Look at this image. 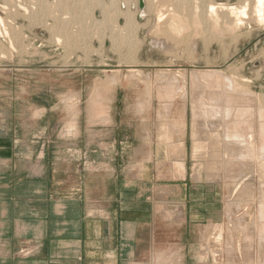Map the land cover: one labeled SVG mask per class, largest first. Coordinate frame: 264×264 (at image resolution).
Segmentation results:
<instances>
[{
  "label": "rangeland",
  "instance_id": "1",
  "mask_svg": "<svg viewBox=\"0 0 264 264\" xmlns=\"http://www.w3.org/2000/svg\"><path fill=\"white\" fill-rule=\"evenodd\" d=\"M213 2L245 1L145 0L142 12L139 0H0V112L14 125L70 135L81 114L85 122L96 115V122L107 123L118 99V110L135 117L132 124L141 125L157 152L158 177L193 184L196 202L210 212L188 223L185 204L168 201L165 193L158 209L174 236L195 227L196 235H184L195 237L207 264H264V24L250 10L241 29L229 33L226 11L220 21L210 20ZM206 70L220 71L231 84L225 85L252 100L257 140L249 153L229 145L221 120L198 114L201 84L214 80ZM178 254L172 247L165 257L183 264Z\"/></svg>",
  "mask_w": 264,
  "mask_h": 264
},
{
  "label": "crops",
  "instance_id": "2",
  "mask_svg": "<svg viewBox=\"0 0 264 264\" xmlns=\"http://www.w3.org/2000/svg\"><path fill=\"white\" fill-rule=\"evenodd\" d=\"M117 102L107 123L79 115L74 135L0 112V264H158L172 247L183 264H207L184 235L197 229L174 236L158 209L167 193L192 224L206 204L193 184L158 177L157 152Z\"/></svg>",
  "mask_w": 264,
  "mask_h": 264
},
{
  "label": "bare ground",
  "instance_id": "3",
  "mask_svg": "<svg viewBox=\"0 0 264 264\" xmlns=\"http://www.w3.org/2000/svg\"><path fill=\"white\" fill-rule=\"evenodd\" d=\"M205 1H207V0H205ZM244 1L245 2H244L243 5H233V4L223 3V2H213V3H210L209 6H208V14L210 16L209 17L210 20H212L214 23L216 22V20L214 21V19H217V20L220 21V19H219L220 18V13L219 12L226 11L230 15V18L232 17V20L230 19L231 21L229 23L226 22V25L228 26V28H227L228 29V32L229 33H235L239 29H241V27L245 23L244 22L245 18L249 16L250 10H251L253 18L259 24H264V0H251V2H253L251 4L252 5L251 8H250L251 5L247 2L248 0H244ZM143 11H144V9H142V12ZM165 17H166V15H164V13H163V14L160 15V17H159L158 20L159 21H162ZM171 19H173V18H171ZM175 20H176V18H175ZM219 21H217V23ZM208 24H209V22H208ZM198 25H199V23H198ZM218 26H219V24H218ZM223 26L226 29L227 26L225 27V24ZM215 28H217V27H215ZM219 28H220V26H219ZM191 33H194V32H191ZM194 46L195 47L197 46V42L194 43ZM197 49H198V47H197ZM202 73L204 75H208L211 78H214V80H212L210 82H204L203 84H201V88L203 89L205 98H201L200 99V106H199V112H198V114L199 115L209 116L213 120H217V121L221 120L222 123H223V125L221 127H223V129H224V136H226L224 138H226V140L229 141L228 142L229 145L230 146H232V145H235L236 146V143H237L238 145H242L243 148H245L248 151V153H249L250 150L253 147H255L254 146V144L256 143L255 140H257V139H254V124L255 123H254V118H253V114H252V110H251V106L253 105V104H251L252 100L247 97V94H246L247 92L245 93V91H243V90H240L238 92L235 89H232L231 87L229 88V86L231 84L229 85V83L227 84V82H225V80L227 79V76H222L220 71H218V70H206V71H203ZM193 75H195V73H193ZM194 78H197V77H194ZM231 79H233V78H231ZM193 83L195 84L196 82L193 81ZM233 83H234V81H233ZM225 84H227L229 86H227ZM237 85H239V84L237 83ZM237 85H235V88H237L236 87ZM164 92H165L164 94L166 95V97L168 98V100H171L174 97L173 96L174 90L172 88L167 87ZM236 92H238V93H236ZM185 97H183V98L185 99ZM260 100L261 101H264V97L261 98ZM172 101H173V99H172ZM185 102H186V100L184 101V103L182 105L184 112H186L185 111L186 110V103ZM168 107L169 106H166V108H167L166 110H168ZM262 113H260V114H262ZM261 116L264 117V114L261 115ZM259 118H261V117H259ZM261 120H262V118H261ZM212 125L214 126V125H216V123L213 122ZM260 127L262 128V129H260V131H261L260 133L262 134V136H261V138H262V148L264 149V122L260 124ZM261 138H259V139H261ZM230 139L235 140V141L233 142ZM263 153H264V150H263ZM231 157H236V155L235 154H231ZM234 159L236 160V158H234ZM242 159H241V161H242ZM230 160H232V159H230ZM260 160H262V159H260ZM237 162H240V161H237ZM252 162H253V159H252ZM250 163H251V161H250ZM260 216H261V219L263 220L264 219V202L260 204ZM263 227H264V224H263ZM263 232H264V228H263ZM169 256L165 257V254H164V256H159L158 264L165 263V261H169L170 262L171 260L175 259V258H171L172 256H170V257Z\"/></svg>",
  "mask_w": 264,
  "mask_h": 264
},
{
  "label": "water",
  "instance_id": "4",
  "mask_svg": "<svg viewBox=\"0 0 264 264\" xmlns=\"http://www.w3.org/2000/svg\"><path fill=\"white\" fill-rule=\"evenodd\" d=\"M139 6L141 9L145 8V0H139Z\"/></svg>",
  "mask_w": 264,
  "mask_h": 264
}]
</instances>
